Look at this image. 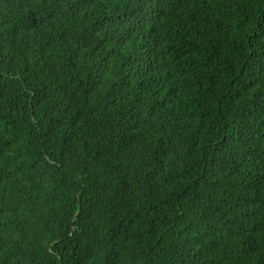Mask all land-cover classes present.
Wrapping results in <instances>:
<instances>
[{
	"label": "trees",
	"instance_id": "obj_1",
	"mask_svg": "<svg viewBox=\"0 0 264 264\" xmlns=\"http://www.w3.org/2000/svg\"><path fill=\"white\" fill-rule=\"evenodd\" d=\"M0 264H264V0H0Z\"/></svg>",
	"mask_w": 264,
	"mask_h": 264
}]
</instances>
